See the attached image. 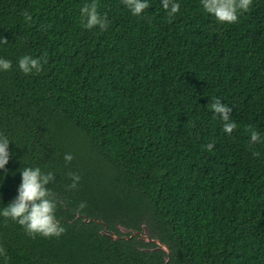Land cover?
I'll return each mask as SVG.
<instances>
[{
	"label": "trees",
	"instance_id": "trees-1",
	"mask_svg": "<svg viewBox=\"0 0 264 264\" xmlns=\"http://www.w3.org/2000/svg\"><path fill=\"white\" fill-rule=\"evenodd\" d=\"M148 2L134 16L123 0H97L101 30L84 26L91 0H0V58L12 61L0 71V208L21 170L40 167L55 174L47 187L66 229L33 237L0 216V264H264V0L232 24L201 0H177L173 16ZM25 55L47 63L25 74ZM217 98L232 108L231 134L209 108ZM143 225L168 256L131 235Z\"/></svg>",
	"mask_w": 264,
	"mask_h": 264
},
{
	"label": "clouds",
	"instance_id": "clouds-1",
	"mask_svg": "<svg viewBox=\"0 0 264 264\" xmlns=\"http://www.w3.org/2000/svg\"><path fill=\"white\" fill-rule=\"evenodd\" d=\"M124 5L129 9L132 15H141L150 5L148 0H123ZM253 0H201L204 11L211 14L220 23H236L239 15L246 12L252 6ZM162 7L169 16H173L180 11V4L177 0H162ZM25 20H31L27 13ZM81 16L85 18L84 26L91 29L99 26L104 30L108 26L106 16H102L98 11L97 0H91L81 8ZM0 43H8L7 39L0 40ZM43 63H47L46 58H34L30 55L21 57L18 61V68L25 74L33 71L42 70ZM12 68V61L0 58V71H8ZM209 108L218 114L222 120L223 131L231 134L237 127L231 120L230 113L232 108L221 102L219 98L215 99L209 105ZM250 143L256 144L261 141V135L254 128L249 127ZM9 139L3 133H0V169H3L9 161ZM214 141L205 146L206 150L211 151L214 148ZM257 153H254L256 155ZM65 162L70 163L73 159L71 153L64 156ZM22 183L18 188V195L10 202L7 207L0 208V216L10 218L23 226L30 236L35 237L39 234L43 237H59L65 232V228L60 224L56 217V209L60 201L55 193L47 186L55 179L53 172H43L40 167H25L21 170ZM72 183L68 186L76 189L80 181L77 173H69ZM86 203L82 202L78 209L82 210ZM0 257L7 260L6 250L0 246Z\"/></svg>",
	"mask_w": 264,
	"mask_h": 264
},
{
	"label": "water",
	"instance_id": "water-1",
	"mask_svg": "<svg viewBox=\"0 0 264 264\" xmlns=\"http://www.w3.org/2000/svg\"><path fill=\"white\" fill-rule=\"evenodd\" d=\"M120 230L122 231V232H124V233H126L128 230L127 229H125L124 227H121L120 228ZM102 233H104L106 236H110L112 239H116L118 236L116 235V234H114V233H112V234H110V233H105V232H102ZM136 233H139L144 239H145V241H147V242H154L155 244H157L158 245V247L157 248H160V249H163V250H165V252H166V254H167V256H168V254H169V249H168V247L165 245V244H163V243H161L157 238H153V239H151L150 237H149V229H148V227L147 226H145V225H143V232H137L136 230H131V235H134V234H136ZM167 262H168V258H165V264H167Z\"/></svg>",
	"mask_w": 264,
	"mask_h": 264
}]
</instances>
